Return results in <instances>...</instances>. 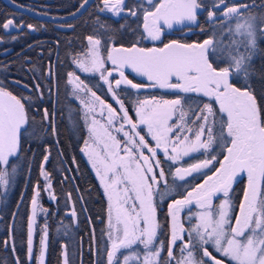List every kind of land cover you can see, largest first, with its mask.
<instances>
[{"label": "snow or ice", "instance_id": "6c2138e0", "mask_svg": "<svg viewBox=\"0 0 264 264\" xmlns=\"http://www.w3.org/2000/svg\"><path fill=\"white\" fill-rule=\"evenodd\" d=\"M87 4L88 0H83L80 8ZM97 7L100 13L113 17L126 13L142 19V25H138L142 31L133 29L135 39L125 46L117 44L116 36L107 32H118L126 25L113 30L97 17L106 39L99 34L87 36L85 58L73 59L80 72L99 75L118 108L97 95L74 71L67 73V83L73 86L71 95L83 106L88 135L81 151L96 169L108 201L110 246L104 249L106 264H264V104L258 103L248 83L253 59L264 51L260 48L264 43V0L259 4L256 0H211L210 5L204 0H137L131 6L127 0H100ZM202 11L207 13L212 35L192 43L179 39L164 42L165 28L172 29L174 24L199 26ZM12 24L8 20L3 27ZM200 30L206 31L203 27ZM143 41L153 46H142ZM109 43L111 46L106 47ZM108 62L111 68L106 67ZM126 69L146 82L129 79ZM241 78L245 83L238 86ZM127 89L136 93L162 89L171 98L137 97L133 101L134 119L120 97V92L127 94ZM30 99L18 98L0 87L3 186L9 184V169L11 173L16 171L11 158L22 151V140L30 126L31 105L26 103ZM49 115V110L43 109L44 118ZM194 153L203 159L192 157ZM184 157H192L195 162L165 170L166 161L177 164ZM194 173L203 175V182L168 204L170 226L165 248L159 239L162 226L157 219L156 198L163 201L175 191L176 180L186 181ZM41 174L48 179L43 168ZM244 175L247 184L238 214L233 216L236 206L230 192ZM169 177L173 184H169ZM39 194L37 190L31 201L30 257ZM214 199L221 202L214 205ZM193 203L201 211L188 213L197 222L185 228L180 213ZM46 240L45 226L40 264ZM165 251L166 258H162Z\"/></svg>", "mask_w": 264, "mask_h": 264}, {"label": "trees", "instance_id": "16d2710c", "mask_svg": "<svg viewBox=\"0 0 264 264\" xmlns=\"http://www.w3.org/2000/svg\"><path fill=\"white\" fill-rule=\"evenodd\" d=\"M14 1L51 15H62L73 11L83 0ZM136 2L137 0H127L129 6ZM153 2L157 3L158 0H153ZM204 2L210 5L211 0H204ZM239 2L251 3L252 0H239ZM99 3L100 0H92L75 17L55 21L36 17L0 0V87H4L18 98H31L26 102L31 105L29 110L30 126L22 140V151L18 157L11 158L16 171L11 173V169H9L8 188L5 193H1L0 190V264L3 259L12 261L8 240L5 248H3L2 241L3 237L8 238L7 228L10 224H13L14 240L21 246L27 240L26 227L29 215L27 203L30 205L35 191H39V189H35L33 182L38 180L42 182L40 175L42 162L45 163V170L50 174L53 192L59 195L57 206L42 197L44 204L49 207L46 219L48 235L46 248L43 249V264H61V251L64 247L67 250V257H70L67 258L69 264H81V260L82 264H95L92 250L86 252L90 249L88 245L92 244L94 234L97 240V249L100 255L105 257V208L102 192L91 172L87 154L81 151L87 137V129L84 125L80 103L71 95L73 86L67 83V73L74 71L94 90L103 95L107 94V85L100 80L99 76L80 72L73 63V59L80 58V55L87 50V36L99 34L103 39H106L104 29H100L99 23L96 22L97 17L100 18L101 23L110 25L113 30L120 29L121 24L126 25L118 32H107V35L116 36L117 44L123 43L125 46L135 39L132 30L138 29V25H142V19L138 20L127 16L126 13L122 14V17H113L111 13L107 12L100 13L97 7ZM256 3H261V0H256ZM206 17L207 13L202 11L198 16L199 26L192 25L190 29L193 30L190 34L192 39L201 40L203 37L206 39L212 35V26L206 22ZM8 20H12L13 24L5 29L3 25ZM28 25H32L33 28H29ZM201 27L206 31L202 33ZM180 29H186V27H180ZM138 31H142V26ZM150 44L151 42L148 41L142 42V45L146 47ZM110 46L111 43L106 45V47ZM260 48L264 50V43L260 44ZM237 83L238 86H242L245 82L241 78ZM248 83L251 85L254 95L257 96L258 103L264 104V51L254 57L252 75ZM149 90L166 94L162 89H142L139 93L127 89V94L120 92V97L128 107L129 113L132 111L133 100L144 96L145 92ZM43 107L49 110L48 122L43 116ZM33 117L34 120L31 119ZM53 128L55 132H53ZM45 156L48 157L46 161ZM71 157L75 161L74 169ZM191 160L194 159L191 158ZM168 168L167 165L166 171ZM67 170L74 175L77 182L75 187L79 189L81 200L85 202L79 201L81 206L79 204L73 217L63 210L67 204L65 202L66 194L63 190L70 189L74 193V188L69 180L67 183L61 181L64 174L67 176ZM200 177H188L186 181L176 180L174 182L175 191L170 196L181 195L179 192H182L187 185H192ZM41 184L39 183L38 187H42ZM60 184H64L65 187L61 188ZM169 184H173L171 177H169ZM22 194L25 200L17 203V199L22 197ZM236 194L233 193L230 196L233 204L237 207L242 193ZM40 197L39 194L38 198ZM157 198L159 199V197ZM159 201L161 200L159 199ZM218 201L216 199L213 204H219ZM192 211L193 207L183 213L182 218L186 224L188 223V226L193 222V216L191 218L188 216V213H192ZM44 218L39 215L38 223L44 222ZM36 231L39 232L37 225ZM159 239L164 241L166 247L168 238L165 228L164 230L161 228ZM37 242L38 238L35 240L33 264L36 261ZM179 254V249H176V255ZM163 257L165 258L164 254ZM46 260L47 263H45Z\"/></svg>", "mask_w": 264, "mask_h": 264}, {"label": "flooded vegetation", "instance_id": "af4514ba", "mask_svg": "<svg viewBox=\"0 0 264 264\" xmlns=\"http://www.w3.org/2000/svg\"><path fill=\"white\" fill-rule=\"evenodd\" d=\"M180 27H185V26L181 25V24H174L172 29L165 28V34L163 36L164 42L167 43L170 39H179L182 42L192 43V42L202 41V40L205 39L204 37L201 38V40L200 39L199 40L192 39L190 37L191 31H193V30H190L192 28V26L190 28L186 27L187 30L186 29H180ZM151 46H153L152 43L148 47H151ZM125 75H127L129 79H133V80L140 78L139 76L135 75L132 71H130L128 69L125 70ZM117 77H118V75H117ZM142 81H144V79H142ZM144 82H146V81H144ZM157 92L159 94H162L159 91H157ZM97 93L99 94L100 92L97 91ZM167 98H171V97L167 96ZM107 101H109L112 105L115 104L113 101L112 102L110 100H107ZM43 109H45V108L43 107ZM43 109H42V111H43ZM130 115H131V113H130ZM133 118L135 119V114H134ZM45 120L48 122L49 121V117L47 119H45ZM51 120H52V122H54L52 117H51ZM51 124L54 125V123H51ZM152 143H154V142H152ZM97 151H99V149H97ZM198 156H200L199 153L192 154V157H198ZM161 157H162V154H161ZM192 157H184L183 160H181L177 164H171V162H167L166 161L163 166L165 167V170L167 168V165L171 166L173 169L175 167L181 166V165L187 166V164L195 162L194 160H191ZM200 159H203V157L200 156ZM219 159H222V156H220ZM71 160L73 162V169H74L76 167L75 161L73 160L72 157H71ZM215 167H219V165L216 164ZM102 170L103 169H101V171ZM204 171L207 172L209 175L211 174V171L208 170V169H206ZM66 173H67V176L64 174V176L61 179V181L67 183L68 180H69V182H71V184H72V187L74 188V190H73L74 193L70 189H66V188L64 190L61 189L66 194V201L65 202L67 203L66 206H64L65 208H63V210H65L67 214H71L72 217H73L72 213L73 212L76 213V211L78 210L79 204L81 206V203H85V202H84V200H81L80 191H79V189H77L75 187L77 182L75 180L74 175L72 173H70L68 170L66 171ZM93 176L96 179L94 174H93ZM193 176H201V177H200V179H196L192 185H190V184H189V186L187 185V187H185L182 192H179V193H181V195L175 196V194H174L173 196L166 197L163 201H159V199L156 198L157 219L160 222L163 230H164V228L167 230L168 224H170V217L168 216V204L171 202V200L172 199H181L184 195L187 194V191H191L192 187H194L196 184H199V183L203 182V179H204L203 175H200V174L197 175L196 173H194ZM245 177H246V175L243 176L244 180H245ZM241 179L242 178H238V182L233 184V188H232V191L230 192V195H232L233 193L234 194L237 193L236 195H238V193H242L244 182L241 181ZM96 181L98 183L97 179H96ZM39 183H42L41 184L42 187H38ZM33 185H34L35 189H39V193H40L41 197L37 198L35 222H34V225H33L32 255L30 257L29 254H28V243H27V241H28V226L26 227L27 228V231H26V239L27 240H25L24 245L21 246L19 242L14 240L13 235H12L13 224H10V226L7 228L8 238L6 239V237H3L2 241H3V246H4L3 248H5L7 246V240H8V246L10 248L9 250L12 253V261H9L7 259H3L1 261V264H33V261H34L33 252H35V240H36V238H38V242H37L38 246H37V249H36L37 255H36L35 264H40V256H41V243L40 242H41L42 236L44 235L45 226H46V232H47V235H48V227H47V224H46L47 223L46 219H47V212H48V209H49V207L44 204L42 197L47 202L53 203L54 205L57 206V202L59 200V195H57V193L53 192L52 187L48 188V185L46 184V182L43 181V179H42V182H40L39 180L33 182ZM63 185L64 184H60V186H62L61 188L65 187ZM98 187H99V189H101L103 203H104V208H105V220L104 221H105L106 227H105V231H104V236H105V239H106L105 240V248H106L108 246L107 244H108V241H109L108 240V236H107V231H108V227H107V225H108V216H107L108 201H107L106 195H105L104 191L102 190V187L100 186L99 183H98ZM178 189L181 190L180 188H178ZM0 190H5V189L4 188L3 189L0 188ZM34 195H35V193H34ZM52 195L55 196V199L51 198ZM23 200H25V199L23 198V194H22V197L17 199V203H20ZM215 200L216 199L213 200V203H214ZM31 201H32V199H31ZM79 201H81V203ZM218 202L220 203L221 201L219 200ZM193 205H196V204L193 203L192 205L184 208V210L180 213L181 220H183V218H182L183 217V213L187 212L191 207H194ZM27 206H28L27 210H28V214H29L28 215V222H29V217L32 215V210H33L32 202H30V205H28V203H27ZM238 206H239V203H238ZM238 206L235 207L236 209L235 208L233 209V212H232L233 216H235L238 213ZM81 209H82V207H81ZM39 215L42 216L43 218L45 217L44 218V222H41L40 224L38 223ZM36 225H37V228L39 227V232L36 231ZM92 237H93L92 238V244H91L92 246L88 245L90 247V249L87 250L86 252H90V250H92V256H93L94 262L95 263L98 262L99 264H103L104 256H101L99 251H98V249H97V240L95 238V234ZM39 245H40V247H39ZM104 255L106 257L105 252H104ZM65 256L67 257V250L64 247L62 249V251H61V259H62L61 260V264H65V259H64ZM66 260H67V264H69V260L67 258H66ZM45 263H47V260L45 261ZM77 264H79V263H77ZM81 264H82V260H81Z\"/></svg>", "mask_w": 264, "mask_h": 264}, {"label": "rangeland", "instance_id": "374dc122", "mask_svg": "<svg viewBox=\"0 0 264 264\" xmlns=\"http://www.w3.org/2000/svg\"><path fill=\"white\" fill-rule=\"evenodd\" d=\"M170 40H172V39H170ZM143 46V45H142ZM87 49H88V46H87ZM87 52V50L83 53V54H81L80 55V58L79 59H84L85 58V56H84V54ZM102 54L103 55H107V53H106V51H103L102 50ZM106 67H108V68H111L112 67V65H111V62H108L107 64H106ZM128 70H130L131 71V69H128ZM135 74V73H134ZM77 75V74H76ZM96 76L98 75V74H95ZM114 75V77L116 78L117 77V74L116 73H114L113 74ZM79 76V75H78ZM99 76V75H98ZM142 79H144V78H142V77H140V78H138V79H135V80H133L134 82H137V83H140V82H142ZM91 87V86H90ZM94 90V89H93ZM106 90H107V94H101V93H97V95H99V96H101V98H103L104 100L106 99V100H110L111 102L113 101L114 103H115V101L112 99V96H111V94L108 92V89H107V87H106ZM94 91H96V90H94ZM97 92V91H96ZM147 93H149V94H147ZM81 95H83L82 93H81ZM152 95H155V96H157V97H159V96H164L165 98H167V96L168 95H166V94H159L158 92H156L155 93V90H149L148 92H145V95L144 96H142V97H139V98H144V97H147V96H152ZM168 97H170V96H168ZM76 99V98H75ZM137 99V98H136ZM77 101L80 103V101H79V99H77ZM134 101V100H133ZM133 103V102H132ZM116 104V103H115ZM113 105V107H116V108H118V105L116 104V105ZM80 106H81V109L83 108V106L80 104ZM132 111L134 112V103L132 104ZM132 111H130V113H131V115L134 117V114H135V112L133 113ZM83 113V112H82ZM129 113V114H130ZM97 119H100V117H97ZM88 135V134H87ZM222 159H223V157H222ZM44 162H42L41 163V169L43 168V170L46 172V173H48V179L46 180L45 179V177L41 174V169H40V175H41V177H42V179H43V181L44 182H46V184L48 185V183H49V181H50V174H49V172H47L46 170H45V166H44ZM10 176V175H9ZM241 181H243L244 182V185H243V189L245 188V186H246V184H247V178L245 177V180L242 178L241 179ZM0 188L1 189H7L8 188V185L7 186H3V185H0ZM5 190H1V193H5ZM243 191V190H242ZM242 197H243V192H242ZM241 200H242V198H241ZM240 200V201H241ZM240 201H239V203H240ZM194 207H193V211H192V213H198V212H200L201 211V209L200 208H198L196 205H193ZM238 214V213H237ZM182 222L184 223V226H185V228H188V227H190L192 224H194V223H196L197 222V219H196V217L195 216H193V222L188 226L187 224H186V222H185V220H182ZM186 224V225H185ZM169 226H170V224H168V227H167V238L169 239ZM105 227H106V225H105ZM108 232V231H107ZM168 239H167V244H168ZM104 244H105V241H104ZM108 246L107 247H109L110 246V242L108 241V244H107ZM141 247V250H142V246H140ZM166 247H167V245H166ZM165 247V248H166ZM163 254L165 255V258H166V251L164 252V253H162L161 255H162V257H163ZM64 256V255H63ZM66 258H70V257H64V259H66ZM164 258V257H163ZM104 259V260H103ZM102 260H103V264H106V257H104Z\"/></svg>", "mask_w": 264, "mask_h": 264}, {"label": "water", "instance_id": "95a60500", "mask_svg": "<svg viewBox=\"0 0 264 264\" xmlns=\"http://www.w3.org/2000/svg\"><path fill=\"white\" fill-rule=\"evenodd\" d=\"M91 1L92 0H88V4ZM4 2L6 4H8L9 6H12L14 8H17V9H20V10H23V11H26L29 14L34 15L36 17L46 18V19H52V20H63V19L75 17L76 15H78L79 13H81L85 9V7L88 5L87 4L83 8H80V5H81L80 4L77 8H75L73 11H71L70 13H67V14L51 15V14H48V13H45V12H41L39 10H35L33 8L27 7L25 5L19 4V3H17L14 0H4ZM82 3H83V1H82Z\"/></svg>", "mask_w": 264, "mask_h": 264}]
</instances>
